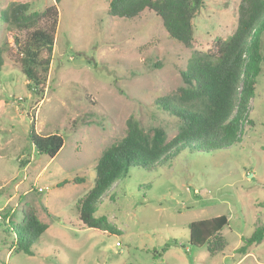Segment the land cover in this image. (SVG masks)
Returning <instances> with one entry per match:
<instances>
[{
  "label": "rangeland",
  "instance_id": "obj_1",
  "mask_svg": "<svg viewBox=\"0 0 264 264\" xmlns=\"http://www.w3.org/2000/svg\"><path fill=\"white\" fill-rule=\"evenodd\" d=\"M12 3L43 12L55 1L0 0V12ZM240 4L203 0L187 48L152 11L127 20L109 14L108 0H63L43 95L21 71L27 34L0 19V213L10 211L19 224L29 204L48 225L35 256L13 253V237L0 226V264H264V240L237 252L264 225V62L228 150L183 153L152 172L131 169L98 204L113 232L87 228L76 207L94 187L103 153L127 136L129 120L151 137L163 131L167 143L178 135L179 119L159 101L186 87L182 74L194 52H213L234 34ZM33 126L63 137L54 159L32 146ZM222 215L229 224L221 253L190 244V223Z\"/></svg>",
  "mask_w": 264,
  "mask_h": 264
},
{
  "label": "trees",
  "instance_id": "obj_2",
  "mask_svg": "<svg viewBox=\"0 0 264 264\" xmlns=\"http://www.w3.org/2000/svg\"><path fill=\"white\" fill-rule=\"evenodd\" d=\"M54 1L43 12L31 11L28 3H12L0 12V19L9 29L27 34L21 71L41 95L52 62L58 5L63 0ZM108 4L109 14L121 19H135L146 10L154 12L162 19L169 36L190 48L193 20L203 0H108ZM238 13L234 34L227 40H218L213 52H194L182 74L186 87L175 96L159 101V106L179 119L178 135L167 143L163 131L151 137L131 119L127 136L103 153L96 166L94 187L76 205L79 219L87 228L113 232L106 217L98 216V204L131 169L152 172L170 166L183 153H212L228 150L237 143L264 62V0H241ZM49 21L48 26H43ZM44 52L47 58H42ZM3 54L0 49V71L4 66ZM30 140L39 155L50 159L64 147L61 135L42 136L34 126ZM80 182L84 181H77ZM11 214L10 211L5 216L0 213V226L13 237L12 252L35 256L33 247L46 233L48 225L40 221L29 204L22 207L21 223L12 222ZM228 224L229 217L225 215L194 221L189 224V242L197 248L207 247L212 256L218 255L227 246L222 232ZM263 240L264 225L246 238L237 252L245 255L252 245ZM169 248L167 244L162 254Z\"/></svg>",
  "mask_w": 264,
  "mask_h": 264
},
{
  "label": "built area",
  "instance_id": "obj_3",
  "mask_svg": "<svg viewBox=\"0 0 264 264\" xmlns=\"http://www.w3.org/2000/svg\"><path fill=\"white\" fill-rule=\"evenodd\" d=\"M40 191H42V190L40 189Z\"/></svg>",
  "mask_w": 264,
  "mask_h": 264
},
{
  "label": "clouds",
  "instance_id": "obj_4",
  "mask_svg": "<svg viewBox=\"0 0 264 264\" xmlns=\"http://www.w3.org/2000/svg\"><path fill=\"white\" fill-rule=\"evenodd\" d=\"M42 190V189H41Z\"/></svg>",
  "mask_w": 264,
  "mask_h": 264
}]
</instances>
